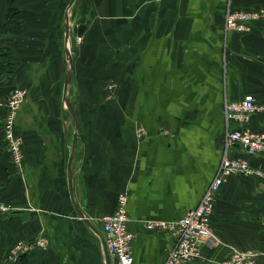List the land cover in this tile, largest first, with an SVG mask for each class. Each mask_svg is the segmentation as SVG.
Wrapping results in <instances>:
<instances>
[{"label":"crops","instance_id":"crops-1","mask_svg":"<svg viewBox=\"0 0 264 264\" xmlns=\"http://www.w3.org/2000/svg\"><path fill=\"white\" fill-rule=\"evenodd\" d=\"M38 1L63 4L59 28L51 33L47 21L44 29L51 58L43 84H49L41 104L32 105L30 88L42 77L27 60L39 53L32 48L41 35L2 29V21L10 7ZM69 1L0 0V60L11 63L0 74V110L13 88L28 90L16 119L21 167L11 161L0 119V200L11 207L0 214V264L22 254L29 263L105 264L101 217L116 209L120 194L134 235L133 264H164L174 238L145 224L174 221L200 201L222 153L225 99L264 102V17L238 32L223 27L228 0H74L66 96L76 127L62 95ZM231 6L264 10V0H231ZM35 12L47 19L54 14ZM248 127L264 132V114L253 113ZM239 151L232 154L264 171V153ZM210 228L216 243H202L200 258L181 264H224L232 249L264 264V177H228L215 194ZM38 235L46 247L13 255L17 242Z\"/></svg>","mask_w":264,"mask_h":264},{"label":"built area","instance_id":"built-area-1","mask_svg":"<svg viewBox=\"0 0 264 264\" xmlns=\"http://www.w3.org/2000/svg\"><path fill=\"white\" fill-rule=\"evenodd\" d=\"M224 26L227 31L244 32L250 23L264 17V10L235 9L228 0L225 10ZM13 88L5 102V115L2 121V137L6 143L11 161L21 167L23 153L20 138L14 133V121L25 91ZM224 133L222 153L213 180H211L198 204L187 210L174 221L150 220L146 222L147 230H167L174 238V244L168 250L164 264H181L200 258V245H212L216 238L210 228V216L216 192L224 181L232 175L264 177V171L253 167L242 156L233 155L232 150L250 155L264 153V132H252L248 127L253 113H264V102L256 103L251 96L240 100L224 101ZM116 209L101 217L104 247L110 264H133L131 242L133 233L128 228L130 218L126 212V196H118ZM9 203L0 200V214H9ZM46 247L47 240L42 236L18 242L13 247V255H19L34 247ZM224 264H256L255 256L248 251L232 249Z\"/></svg>","mask_w":264,"mask_h":264},{"label":"rangeland","instance_id":"rangeland-1","mask_svg":"<svg viewBox=\"0 0 264 264\" xmlns=\"http://www.w3.org/2000/svg\"><path fill=\"white\" fill-rule=\"evenodd\" d=\"M23 4H24V8L23 9L20 10L18 8L20 11H23V12L20 13V18H18L17 23L14 24V25H17L18 24L17 25L18 26L17 29H33V34H32L33 37H36L37 35L39 36V33L41 35V41H40V43H38L39 48H38V45H37V47H34L33 46V48H32V49H34L35 55L37 54V52H39V53L37 54V56L33 57L32 59L30 58V59L27 60L28 63H32V65L34 66V68L36 67L34 69V73L37 74L38 72H40L39 73V78L42 77V80H40L39 84H37V82H35L33 84V86L30 88V91H31L30 101H31V104L32 105L33 104H36V103L37 104H41V98H44L43 97L44 92L42 90H43V87H46V85L48 83V82H45L43 84V81H46L47 77L49 78V76H47V75H48V67H49L50 64H48V67H47V63L46 62L49 60V58H51L49 56L51 52H48L47 51V48H46L47 45L45 43L46 41L43 38V36H44V29H47L48 28L46 26H47V21H49V28L48 29H51V33H54L55 30H57V27L59 26V20L58 19H60L59 16H60V12L62 10V6L61 5L63 3L62 2H58V1H51V2H49V1H38V2H35V3L28 2V3H23ZM35 4H38V5H35ZM65 4L66 3H64V5ZM33 5H35V7H37V9H35V10H41V11L51 10L52 13H54V14H53V16H51L48 19L46 17H40V16L37 17L35 10L28 12L29 11L28 9H31V7ZM69 11H71V8H70ZM68 13H70V12H68ZM15 19L17 20V18H14V20ZM71 23H73V20L71 21ZM71 23H70V25H71ZM9 27H10V25H8V28L2 27V29H11ZM70 29H73L72 25L70 26ZM74 33H75V30H74V32L71 31V34L69 36L70 39H68V44H69V40H70V47H72V45H73L71 42L73 40V34ZM35 43L37 44V42H35ZM17 47L18 48H21L22 46L20 44H18ZM72 50L73 49L70 48V51H71L70 53L73 52ZM18 51L20 52L19 49H18ZM59 52H60V50H59ZM42 53L45 56L44 57L45 60H44V58L41 57V54ZM37 76H38V74H37ZM21 89H24L23 91H25L24 100L20 104L22 106L23 103L25 102L26 98H27L28 90L26 88H23V87ZM106 100L110 101L111 98H109L107 96V99ZM18 111H17V115L15 116V121H14V131H15L14 133L20 138V141H21V144H22V137L20 136V133L18 134L17 127H16V119H17V116H18ZM214 236L216 238V235L215 234H214ZM215 243L216 242H214V244ZM14 262H15V260H12V263H14Z\"/></svg>","mask_w":264,"mask_h":264},{"label":"water","instance_id":"water-1","mask_svg":"<svg viewBox=\"0 0 264 264\" xmlns=\"http://www.w3.org/2000/svg\"><path fill=\"white\" fill-rule=\"evenodd\" d=\"M74 0H70L68 5L66 7V11L64 13V31H65V43H66V49H65V54H66V58H67V61L69 63V66H68V69L66 71V74H65V77H64V82H63V88H62V95H63V100H64V104L65 106L67 107L68 111L70 112V115L72 116L74 122H75V126L77 127V119H76V116H74V111L72 109V106L70 104V102L68 101V98L66 96V93H67V88H68V85L70 83V78H71V74H72V60H73V56H72V53H70V50L68 49V39H69V34H70V28H69V20H68V10L70 9V7L72 6ZM88 21L84 22V23H81L78 25L77 29H76V36L80 37L82 35V32L84 30V28L86 27ZM76 47L74 48V50L76 51ZM75 142H76V132L74 133L73 135V140H72V145H71V151H70V156H69V160H68V181H69V189H70V192H72V189H71V171H70V166H71V162H72V159H73V155H74V149H75ZM80 216L81 213H79ZM107 254L108 253H105V264H110L109 263V259L107 257Z\"/></svg>","mask_w":264,"mask_h":264},{"label":"trees","instance_id":"trees-1","mask_svg":"<svg viewBox=\"0 0 264 264\" xmlns=\"http://www.w3.org/2000/svg\"><path fill=\"white\" fill-rule=\"evenodd\" d=\"M20 13L21 11L15 6L10 7L4 16V19L2 21L3 22L2 27L8 28V25H10L9 28L17 29L18 24L17 25H14V24H16L18 21V18H20ZM14 18H17V20L16 19L14 20ZM2 56L5 57L6 55H2ZM10 64L11 63L9 62V60H6V58L5 60H0V74H2L5 71H8V68H10ZM4 115H5V105L0 110L1 125H2ZM25 256H26L25 254L20 255L17 261L12 264H44L43 262L29 263Z\"/></svg>","mask_w":264,"mask_h":264}]
</instances>
